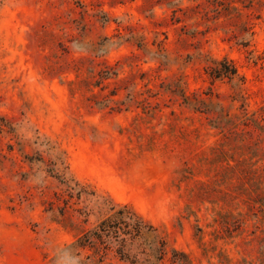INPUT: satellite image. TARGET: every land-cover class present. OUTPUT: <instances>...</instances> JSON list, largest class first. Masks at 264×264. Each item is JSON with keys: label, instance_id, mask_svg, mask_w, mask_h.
<instances>
[{"label": "rangeland", "instance_id": "rangeland-1", "mask_svg": "<svg viewBox=\"0 0 264 264\" xmlns=\"http://www.w3.org/2000/svg\"><path fill=\"white\" fill-rule=\"evenodd\" d=\"M0 264H264V0H0Z\"/></svg>", "mask_w": 264, "mask_h": 264}, {"label": "trees", "instance_id": "trees-1", "mask_svg": "<svg viewBox=\"0 0 264 264\" xmlns=\"http://www.w3.org/2000/svg\"><path fill=\"white\" fill-rule=\"evenodd\" d=\"M221 74H223L222 71L219 73V75ZM124 213L125 210L120 209L116 217L118 218V216H120L118 220H121V223L122 222L126 223L127 228L132 227L131 231L129 230L125 231V234H133V237L141 236L144 233V228L146 226H148L149 230H152V226L144 225L143 221L139 216L132 214L130 217H127L128 220H126L124 217ZM116 224H117V219H112V218L105 219L98 226L96 234L98 236H103L104 234L108 235L111 232H118L119 226H117Z\"/></svg>", "mask_w": 264, "mask_h": 264}]
</instances>
